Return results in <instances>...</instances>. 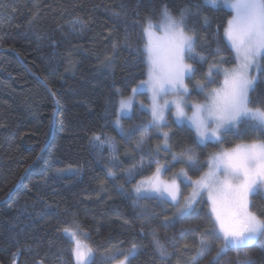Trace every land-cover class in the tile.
<instances>
[{
  "label": "trees",
  "instance_id": "trees-1",
  "mask_svg": "<svg viewBox=\"0 0 264 264\" xmlns=\"http://www.w3.org/2000/svg\"><path fill=\"white\" fill-rule=\"evenodd\" d=\"M164 7L174 17L191 9L185 31L196 36L194 53L207 58L202 64L188 60L198 68L186 81L192 88L203 80L217 48H224L221 37L232 13L221 5L213 8L203 0H0V264H75L65 228L75 229L93 249L94 264L115 263L123 258L113 257L117 248L126 252L133 243L138 251L131 264H246L249 257L264 264V237L229 248L213 261L221 240L212 235L213 218L204 198L192 214L165 227L171 205L137 201L130 194L155 164L125 184L127 170L142 158L147 161L161 137L145 126L148 113L122 118L125 129L137 126L128 137L112 121L120 95H130L145 78L136 52L144 45L139 25L150 15L159 18ZM75 19L81 23L71 31ZM223 54L233 55L226 49ZM109 58L111 63H106ZM234 63L232 59L224 66ZM216 79L210 88L219 85L221 76ZM115 89L120 95H114ZM253 96L264 97V78ZM189 99L201 102L204 97L193 88ZM167 127L172 152L161 149L155 157L161 163L185 148H192L203 162L222 148L256 138L230 134L222 144L198 145L186 125L169 121ZM101 131L113 138L114 157L107 145L100 149L92 143L93 134ZM142 138L145 143L137 148ZM68 166L78 172L56 175ZM206 168L189 175L196 178ZM250 199L251 211L264 219L263 194ZM202 239L210 248L197 258Z\"/></svg>",
  "mask_w": 264,
  "mask_h": 264
},
{
  "label": "snow or ice",
  "instance_id": "snow-or-ice-1",
  "mask_svg": "<svg viewBox=\"0 0 264 264\" xmlns=\"http://www.w3.org/2000/svg\"><path fill=\"white\" fill-rule=\"evenodd\" d=\"M205 4L218 8L220 5L229 10L232 15L224 26L221 39L224 48H217V56L209 65L208 72L202 81L192 88L186 81L191 80L198 68L188 60L202 64L207 58L194 53L196 36L185 31L187 16L191 9H182L179 17H174L164 7L160 10L159 20L154 22L153 16H148L139 25L141 39L147 37L143 47H137L138 58L145 65L146 79L139 81L131 89V95H120V89H115L114 95H120L117 107V119L112 121L113 127L123 137L131 135L137 126L125 129L121 124V117H131L136 111L150 114L146 123L148 128L163 129L168 124V113L172 112L173 122L178 126L187 125L194 133V142L206 145L209 142L222 144L227 137L247 136L254 134L256 138L250 142H241L230 148L210 154L205 161H200L192 148H185L181 153H172L171 160L161 163L158 157L161 148L164 152H172L170 131H163L164 141L158 145L155 153L145 161L141 159L139 165L128 169L125 184L145 169L156 165L152 176L142 179L131 189L139 200H158L175 208L171 217H165L163 223L167 227L178 220L192 214L203 202L204 194L211 204L210 216L214 218L212 235L215 239L223 240L213 261L218 259L229 248H243L252 244L260 237H264V219L251 211L250 196L264 189V97L253 96L258 82L264 78V0H204ZM207 24L208 17H204ZM79 19L72 21L71 31L80 24ZM160 30L163 36H157L154 31ZM225 49L232 56L223 54ZM235 59L232 67H225ZM106 63H111L110 58ZM255 69L256 74H252ZM222 81L216 87H209L217 83V77ZM193 88L201 94L202 102L189 100ZM149 94L150 105L143 102L137 104V95ZM166 97H171L170 99ZM112 103V96L108 98ZM260 107H252L253 104ZM191 108V114L187 109ZM174 109V111H173ZM146 138H142L137 148H142ZM94 146L103 149L108 146L113 157L116 151L112 137L104 132L94 133L91 138ZM207 165V171L193 179L190 172L199 171ZM176 165L181 167L173 173L170 180L162 178V174ZM71 174L76 169H65ZM109 177L114 179L113 173ZM191 185V192L183 196V188ZM123 189V185H121ZM183 196V203L181 197ZM227 205V217L224 206ZM70 242L74 243L71 255L75 264H94L93 249L77 239V233L71 228L62 230ZM160 254L165 255L163 247L155 240ZM201 248L197 258L210 248V244L200 241ZM138 251L133 243L126 252L117 248L113 254L123 255L118 264H131V258ZM109 257V258H113ZM246 264H254L249 257Z\"/></svg>",
  "mask_w": 264,
  "mask_h": 264
},
{
  "label": "rangeland",
  "instance_id": "rangeland-1",
  "mask_svg": "<svg viewBox=\"0 0 264 264\" xmlns=\"http://www.w3.org/2000/svg\"><path fill=\"white\" fill-rule=\"evenodd\" d=\"M203 2H204V0H203ZM205 3V2H204ZM222 6V5H221ZM154 20V22H156V21H158L159 20V18H157V19H153ZM154 31L156 32V35L157 36H163V32L162 31H160V30H156V29H154ZM147 37H144V44L145 43H147ZM187 63H190L189 61H187ZM235 63H236V61H235ZM235 63L232 65V66H234L235 65ZM232 66H229V67H232ZM252 74H253V70H252ZM147 77H146V75H145V78L144 79H146ZM143 79V80H144ZM222 79H223V77L221 76V81H222ZM130 95H131V93H130ZM129 96V95H128ZM125 97H127V96H125ZM166 98H168V99H170L171 97H166ZM119 99H120V97L118 98V101H119ZM135 100H136V102H137V104H139V102H143L145 105H150V99H149V94H143V95H137L136 97H135ZM190 101H192L191 99H189ZM193 102H195V101H193ZM202 102V101H201ZM173 111H174V109H173ZM187 111L189 112V114H191V108H189V109H187ZM150 115V114H149ZM122 118L123 117H121L120 118V120H121V124H122ZM117 119V117L114 119V120H116ZM173 115H172V112H169L168 113V122L169 121H173ZM187 126V125H186ZM154 130L160 135V137H161V140H160V142H159V145H162L163 144V141H164V137H163V135H161L160 133L161 132H163V131H168V127L166 126V127H164L163 129H156V128H154ZM233 147V146H232ZM162 149V148H161ZM223 149V148H222ZM221 150V149H220ZM220 150H218V151H220ZM163 163V162H162ZM69 168H72V169H76L77 171H76V173L78 172V169L76 168V167H74V166H68V167H66V168H63V169H61V170H58L57 172H56V175L57 176H59V177H61V176H65V175H72L71 173H69V172H66V171H63V170H65V169H69ZM178 170V169H177ZM177 170H173V171H171V172H169V173H167V172H164L163 174H162V178L163 179H165V180H170L171 178H172V176H173V173L175 172V171H177ZM205 171H207V168H206V170ZM204 171V172H205ZM155 172V169H154V171H153V173ZM152 173V174H153ZM152 174H150L149 176H147V177H144V178H142V179H145V178H148V177H150V176H152ZM199 177V176H198ZM198 177H196V178H198ZM196 178H193V179H196ZM142 179H140V180H142ZM140 180H138V181H140ZM137 181V182H138ZM137 182L132 186V188L137 184ZM191 192V185H189V187H188V190L186 191V192H184V190H183V196H187L189 193ZM258 192H261L262 194H263V196H264V189H262V190H260V191H258ZM183 196L181 197V203H183ZM207 196H208V194L207 193H205L204 194V199L208 202V200H207ZM250 198H251V196H250ZM208 207H209V211H210V209H211V204L208 202ZM174 212H175V208L174 207H172V214L169 216V217H171L173 214H174ZM224 213H225V216L227 217V214H228V208H227V205H225L224 206ZM213 220H214V218H213ZM74 231H76L75 229H73ZM77 233V232H76ZM77 239H79V240H81L80 238H79V236L77 235ZM221 240V242H220V245H219V249L223 246V240H222V238L220 239ZM82 241V240H81ZM73 247H74V243H73ZM219 251V250H218ZM119 261V260H118ZM118 261H116L115 263H113V264H118Z\"/></svg>",
  "mask_w": 264,
  "mask_h": 264
},
{
  "label": "crops",
  "instance_id": "crops-1",
  "mask_svg": "<svg viewBox=\"0 0 264 264\" xmlns=\"http://www.w3.org/2000/svg\"><path fill=\"white\" fill-rule=\"evenodd\" d=\"M255 74H256L255 69H253V75H255Z\"/></svg>",
  "mask_w": 264,
  "mask_h": 264
}]
</instances>
